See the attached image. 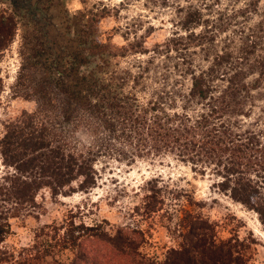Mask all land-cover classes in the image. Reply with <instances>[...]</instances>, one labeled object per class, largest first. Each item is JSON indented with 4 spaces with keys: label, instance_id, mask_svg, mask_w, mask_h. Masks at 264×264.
I'll return each instance as SVG.
<instances>
[{
    "label": "trees",
    "instance_id": "obj_1",
    "mask_svg": "<svg viewBox=\"0 0 264 264\" xmlns=\"http://www.w3.org/2000/svg\"><path fill=\"white\" fill-rule=\"evenodd\" d=\"M174 1L182 0L159 4L169 7ZM185 1L177 7V29L153 49L176 53L173 70L163 67L159 86L144 85L151 61L136 75L112 72L100 79L94 72L82 74L79 81L88 85L77 91L63 78H52L62 95L61 116L83 128L87 139L73 141L58 130L57 115L49 111L54 99L47 93L38 109L6 124L0 137L7 167L0 176V264H253L254 237L220 238L203 203L160 177L141 188L143 196L133 208L136 224L87 223L85 204L76 205L61 222L40 227L31 244L19 250L3 245L13 232L12 219L36 210L42 189L53 196L89 192L101 176L98 163L104 168L112 161L133 165L139 159L172 158L197 175H208L215 190L254 211L264 228V138L243 119L251 116L254 92L264 81V7L261 0H249L211 19L204 10L211 16L218 0ZM252 12L260 15L253 27H232ZM16 30L15 17L0 14V54ZM129 46L138 50L134 43ZM25 69L22 64L15 93L30 99L44 88L30 91L26 84L33 75ZM154 220L177 240L163 260L141 249L148 242L141 224Z\"/></svg>",
    "mask_w": 264,
    "mask_h": 264
},
{
    "label": "rangeland",
    "instance_id": "obj_2",
    "mask_svg": "<svg viewBox=\"0 0 264 264\" xmlns=\"http://www.w3.org/2000/svg\"><path fill=\"white\" fill-rule=\"evenodd\" d=\"M159 1L0 0V14L14 16L17 21L12 44L0 54V137L6 124L23 111L38 109L39 104L45 102L43 95L47 93V97L54 99L49 111L52 117L57 115L54 118L58 130L69 134L73 141L87 139L83 128H75L73 121L66 122L61 116L62 95L54 89L57 82L52 78H63L70 88L77 91L88 85L79 81L82 74L94 72L100 79L112 72L122 74L130 71L136 75L142 66L151 61L144 85L159 86L158 78L164 72L163 67L173 70L172 61L176 53H155L153 49L177 29V7L187 5L182 0L181 3L174 1L169 7H163ZM248 1L218 0L216 4L214 0H207L214 5L211 16L204 10L205 17L212 19L218 11L230 14ZM260 7H264V0L260 1ZM259 19L260 15L252 12L248 18H237L233 22L237 25L232 27L237 28L241 23L245 27H253ZM130 43L136 44L138 50H130ZM167 56L172 57L168 62ZM22 64L26 66L25 71L33 75L26 84L30 91L35 87L44 88L43 92H35L30 99L15 93ZM130 86L132 82L124 89L128 91ZM254 93L256 98L251 116L243 119L245 124L260 131L264 138V81ZM139 94L144 95L143 92ZM102 166V163L97 164L101 176L97 186L89 192L53 196L49 189H42L37 197L36 210L12 219L13 232L3 245L19 250L31 244L40 227L61 222L68 209L76 205L85 204L84 219L87 223L93 219H106L116 228L136 224L138 217H134L133 208L143 196L141 188L146 181L160 177L171 188L184 189L203 203V213L218 225L220 238L237 234L241 238L254 237L257 244L254 245L256 251L252 262L264 264V228L257 214L215 190L208 175H197L189 165L172 158L154 161L139 159L133 165L112 161L110 165ZM6 170L0 156V176ZM141 226L147 232L148 241L141 249L148 256L163 260L167 251L177 246V240L158 220Z\"/></svg>",
    "mask_w": 264,
    "mask_h": 264
}]
</instances>
